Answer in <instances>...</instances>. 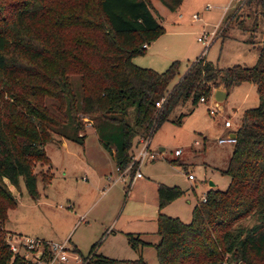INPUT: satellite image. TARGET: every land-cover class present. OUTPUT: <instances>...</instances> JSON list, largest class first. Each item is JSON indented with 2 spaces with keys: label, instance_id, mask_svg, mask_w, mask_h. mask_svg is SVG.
Here are the masks:
<instances>
[{
  "label": "trees",
  "instance_id": "obj_1",
  "mask_svg": "<svg viewBox=\"0 0 264 264\" xmlns=\"http://www.w3.org/2000/svg\"><path fill=\"white\" fill-rule=\"evenodd\" d=\"M159 1L172 11L182 2ZM243 4L264 7L263 0ZM153 9L151 0H0V225L16 203L9 184L19 191L22 177L36 198L33 168L35 161L49 165L45 143L53 134L82 139L83 116L92 124L109 123L108 138L99 140L122 172L131 162L134 136L152 137L175 106L249 82L259 104L245 109L234 129L228 186L209 188L185 222L161 212L183 190L158 182V242L134 232L126 239L137 251L154 246L156 264H264V39L251 66L220 67L200 54L175 80L179 60L163 71L132 60L163 32ZM223 29L218 26V35ZM135 167L128 170L130 179ZM6 233L0 226V264H34L10 249ZM97 245L82 258L85 264H149L141 255L95 253Z\"/></svg>",
  "mask_w": 264,
  "mask_h": 264
},
{
  "label": "rangeland",
  "instance_id": "obj_2",
  "mask_svg": "<svg viewBox=\"0 0 264 264\" xmlns=\"http://www.w3.org/2000/svg\"><path fill=\"white\" fill-rule=\"evenodd\" d=\"M243 1L182 0L172 11L159 0H151L163 29L155 39L163 51V59L162 55H151L147 48L143 54L135 55L133 62L163 71L172 60H179L175 80L202 51L206 59L220 67L253 65L264 39V7L249 6ZM180 13L183 17L178 22L176 18ZM218 26L224 28L220 35ZM212 31L216 35L204 50V44L197 37L210 36ZM258 104L256 87L241 82L229 89L224 110L215 114L209 113L213 107L211 100L198 101L195 105L187 100L175 106L151 137L150 147L156 152L155 158L140 165L142 177L132 180L128 190L129 174L118 176L116 164L99 140V135L108 138L104 132L109 123L97 120L92 124L83 116L85 134L82 139L53 134V139L45 143L49 165L45 160L35 161L33 168L37 177L36 198L27 193L22 177L19 191L12 186L16 203L0 226L7 232L8 241L16 244L21 234H26L48 242H66L67 249L74 243L79 249L80 253L68 249L67 260L54 264H85L82 258L94 242H98L97 252L110 257L134 259L141 255L147 263L156 264L154 246L146 245L139 253L127 244L126 233L139 232L141 238L151 242L158 239L157 183L183 190L163 206L161 212L189 222L194 207L210 188V181L217 189H225L230 182L226 169L234 142H220L219 138L237 128L245 109ZM133 113L134 108H131L130 121ZM180 113L183 115L178 122ZM229 118L233 123L227 128L224 121ZM107 140L111 142L110 138ZM138 140L136 136L132 139L133 149ZM160 145L165 147L164 153L159 151ZM177 148L181 149L179 155L174 154ZM19 253L26 259L32 258V253L23 247L19 248Z\"/></svg>",
  "mask_w": 264,
  "mask_h": 264
},
{
  "label": "built area",
  "instance_id": "obj_3",
  "mask_svg": "<svg viewBox=\"0 0 264 264\" xmlns=\"http://www.w3.org/2000/svg\"><path fill=\"white\" fill-rule=\"evenodd\" d=\"M215 35H216V33L214 31H212L210 36L201 34L197 37L198 40L204 44V50L212 42ZM143 47L146 48L147 44H143ZM202 54H203V51H202ZM208 99H209V97H207V98L201 97L200 101H206ZM160 103H161V101H157L156 105L159 106ZM216 111H218V110L216 109V107L214 105L211 109H209L210 114H215ZM231 124H232V122L230 119H226L224 121L225 126H231ZM150 140H151V136H140L139 137L138 147L135 150V152L133 153V155L131 156L130 165L129 164H128L129 166L127 165L128 169H126V167H125L122 170V172H120L119 176L127 175V172L129 170L130 166L132 165V163H135L139 166L137 167V165H136L134 174L130 179V183L132 180H134L137 177L142 175L140 170H139L140 165L147 160H151V159L155 158V156H156V152H154L150 147ZM219 141L220 142H224V141L235 142V137L231 136V134H230L226 137L219 138ZM196 143H198V141H196ZM180 152H181L180 148H177L174 150L175 155L180 154ZM188 177L192 178V175L188 174ZM201 200L204 201L205 196H203ZM9 243H10V249L15 253H17V252L19 253V248L23 247L27 251H30L34 256V253L38 249H41L42 250V258L36 259L35 257H33L37 262L45 261L46 264H53L56 260H65L67 258L65 243H57V242L52 243L51 242V243L47 244L48 247H47L46 254L44 253V241H43V239H40V238H34V237L22 235L17 244L14 242H10V241H9Z\"/></svg>",
  "mask_w": 264,
  "mask_h": 264
},
{
  "label": "crops",
  "instance_id": "obj_4",
  "mask_svg": "<svg viewBox=\"0 0 264 264\" xmlns=\"http://www.w3.org/2000/svg\"><path fill=\"white\" fill-rule=\"evenodd\" d=\"M181 5V4H180ZM182 17H183V15L180 13V14H178V16H177V18H176V20L179 22L181 19H182ZM147 48H149L150 50H151V55H155V56H157V57H159L160 55H162V57H161V59H163V51L162 50H160V48H159V46H158V43H157V40L155 41V40H153V41H151L150 43H148L147 44V47H146V49ZM173 61V60H172ZM153 69V68H152ZM155 69H157L156 67H155ZM154 69V70H155ZM186 70V69H185ZM158 71V70H157ZM227 94H228V92H227ZM208 100H211V97L209 96V99ZM213 105V104H212ZM230 119V118H229ZM231 120V119H230ZM231 122H232V120H231ZM233 123V122H232ZM225 126V125H224ZM231 126H232V124H231ZM231 126H225V127H227V128H230ZM234 132V129L232 130V131H230L229 132V135L231 134V133H233ZM197 141V140H196ZM137 147H138V145H137ZM137 147H136V149H137ZM163 148V150L162 151H160L161 153H164V150H165V147L164 146H158V148ZM135 149V150H136ZM135 150H134V152H135ZM110 154V153H109ZM179 155V154H178ZM110 157L112 158V160L114 161V163L116 164V161H115V158L110 154ZM117 166V165H116ZM117 171H118V176L120 175V170L119 169H117ZM127 175H128V172H127ZM140 177H142V175L141 176H139V177H137L136 179H138V178H140ZM135 179V180H136ZM114 181V180H113ZM130 185H131V183L129 184V187H130ZM9 187H10V189L12 190V185H10L9 184ZM157 187V186H156ZM13 191V190H12ZM13 193H14V191H13ZM14 195H15V193H14ZM16 196V195H15ZM157 208H158V202H157ZM157 214H158V210H157ZM14 233H17V232H14ZM134 233H139V232H134ZM18 234H20V233H18ZM141 234V233H140ZM21 235H26V234H21ZM26 236H29V235H26ZM30 237H32V236H30ZM34 238H39V237H34ZM40 239H43V238H40ZM143 239V238H142ZM44 240V239H43ZM158 240H159V235H158V239L156 240V241H154V242H151V241H148V242H150V243H152V244H154V243H156V242H158ZM46 241V240H45ZM146 241V240H145ZM47 242V244H49V243H51L50 241L48 242V241H46ZM53 243V242H52ZM65 243V245L67 244L66 242H64ZM127 244H128V242H127ZM67 246V245H66ZM130 246V245H129ZM97 248V247H96ZM95 248V253H101V254H103V255H105L103 252H97V249ZM68 249H70L71 251H73V252H79V249L76 247V245L74 244V243H72L69 247H68ZM67 248H66V252H67V250H68ZM90 249V248H89ZM133 249V248H132ZM143 249V248H142ZM140 250V251H137V252H139V253H142V251L143 250ZM135 250V249H134ZM89 252V251H88ZM80 253V252H79ZM20 254V253H19ZM21 255V254H20ZM105 256H108V255H105ZM34 256H33V254H32V258H31V260L33 259V260H35L34 258H33ZM68 257V256H67ZM84 257V256H83ZM108 257H110V256H108ZM112 258H115V257H112ZM26 259V258H25ZM116 259H119V258H116ZM67 260V258L65 259V260H56L54 263H63V261H66ZM33 263V262H32ZM53 263V264H54Z\"/></svg>",
  "mask_w": 264,
  "mask_h": 264
},
{
  "label": "water",
  "instance_id": "obj_5",
  "mask_svg": "<svg viewBox=\"0 0 264 264\" xmlns=\"http://www.w3.org/2000/svg\"><path fill=\"white\" fill-rule=\"evenodd\" d=\"M211 101L212 104L216 107V109L218 111H223L224 110V106H225V101H226V97H227V92L226 90L222 89V88H214L211 95ZM80 134H84L82 131L80 132ZM231 136L235 137L236 133H231ZM160 151L163 150V148H159ZM210 188H213L215 186V183L210 181L209 182ZM34 257L36 259H41L42 258V250L38 249L35 253H34Z\"/></svg>",
  "mask_w": 264,
  "mask_h": 264
}]
</instances>
